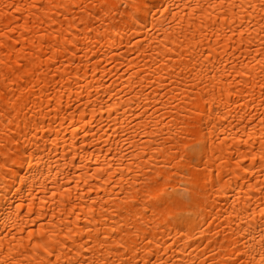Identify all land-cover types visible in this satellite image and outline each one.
Masks as SVG:
<instances>
[{"label": "bare ground", "instance_id": "obj_1", "mask_svg": "<svg viewBox=\"0 0 264 264\" xmlns=\"http://www.w3.org/2000/svg\"><path fill=\"white\" fill-rule=\"evenodd\" d=\"M105 2L0 0V264H264L261 0Z\"/></svg>", "mask_w": 264, "mask_h": 264}, {"label": "snow or ice", "instance_id": "obj_2", "mask_svg": "<svg viewBox=\"0 0 264 264\" xmlns=\"http://www.w3.org/2000/svg\"><path fill=\"white\" fill-rule=\"evenodd\" d=\"M186 6L191 7V5H188V4H186ZM223 6L224 5L222 3L221 7H223ZM259 6H260V8L264 9V0H261ZM13 7H16V6L13 5ZM40 7L43 8L44 5H40ZM93 7H95V5H93ZM107 7H108V5L105 2V0H101L100 11L105 10ZM179 7H180V5H176V8H179ZM197 7H199V5H197ZM232 7H235V5H232ZM252 7H253V5L249 4V8H252ZM130 8L132 9V11H131L132 16H136L137 12H139L141 10L144 11L145 13H149L151 11V8L149 7V0H143V2L140 4L133 3L132 5H130ZM162 10L168 11L169 9L165 6H162ZM17 11H19V9H17ZM240 35H241V37L244 36L243 29H241ZM176 39H177V41H180L182 43V41L180 40V36H177ZM193 102L195 103L194 100H193ZM173 119L175 120V117H173ZM187 127H188V125L186 122L177 123L176 130H175V139L183 142V140L190 138V133L188 135H185V130ZM184 149H185L184 153H181V155L179 157H174V159H180V160L190 159L191 165H195L196 157L199 154V152L201 151V149L199 148V142L197 141L195 144H185ZM186 154H188V155H186ZM261 159L264 160V157H262ZM164 179H165L164 176L157 173V175L154 179L146 180L145 183H147L148 186L151 188H158L159 185L161 184V182L164 181ZM257 211H259L260 218L262 220H264V209L258 208ZM250 215H252V213H250ZM210 219H211V217L209 218V220ZM205 223H209V221H205ZM114 231H115V229H114ZM201 231H203V229H201ZM189 238L194 239L195 237H192L190 235ZM261 240H264V231H262V233H261ZM148 244H151V241H148ZM135 247L136 246L133 245V249H132L133 251H135ZM118 248H119V250L123 251L125 248V244L123 242H121L119 244ZM45 251H46V254L48 257H50V258L55 257L54 259H49L48 264H61V256L59 253L48 250L47 245H45ZM149 255H151V253H149ZM233 256H235V253H233ZM262 259H264V258H262ZM67 264H73V262L71 260H69V261H67ZM75 264H89V261L88 260L81 261L80 259L77 258L75 261ZM123 264H132V262L130 260H125V261H123ZM137 264H153V262L151 260L145 259L142 262L137 260ZM167 264H171V261H168ZM205 264H240V262L239 261H233L232 258H227V259H224L223 261H220L216 256H213L210 260H206Z\"/></svg>", "mask_w": 264, "mask_h": 264}]
</instances>
